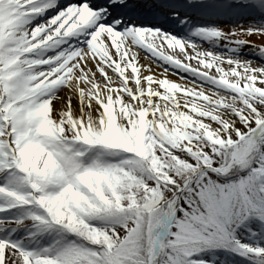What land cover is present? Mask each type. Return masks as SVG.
Wrapping results in <instances>:
<instances>
[{
	"label": "snow or ice",
	"instance_id": "snow-or-ice-1",
	"mask_svg": "<svg viewBox=\"0 0 264 264\" xmlns=\"http://www.w3.org/2000/svg\"><path fill=\"white\" fill-rule=\"evenodd\" d=\"M0 264H264V0H0Z\"/></svg>",
	"mask_w": 264,
	"mask_h": 264
}]
</instances>
